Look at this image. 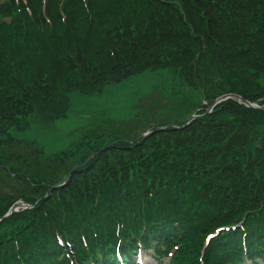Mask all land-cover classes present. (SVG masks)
Instances as JSON below:
<instances>
[{"label": "trees", "instance_id": "obj_1", "mask_svg": "<svg viewBox=\"0 0 264 264\" xmlns=\"http://www.w3.org/2000/svg\"><path fill=\"white\" fill-rule=\"evenodd\" d=\"M147 69L172 70L209 103L145 140L97 125L47 153L18 136L33 118L66 116L72 91L92 95ZM228 90L264 103V0L1 1L0 264H60L68 245L88 264L119 226H142L133 214L143 201L151 231L180 220V242L243 218L248 240L264 234V108L228 98L208 112ZM19 197L34 205L5 217ZM241 236L222 242L228 257Z\"/></svg>", "mask_w": 264, "mask_h": 264}, {"label": "rangeland", "instance_id": "obj_2", "mask_svg": "<svg viewBox=\"0 0 264 264\" xmlns=\"http://www.w3.org/2000/svg\"><path fill=\"white\" fill-rule=\"evenodd\" d=\"M163 79L168 83H165L167 88L161 85ZM169 84L178 92L177 96L170 94L173 89L169 87ZM181 93L188 94L191 99L197 97V93L191 88L180 85V80L172 71L158 73L156 70H147L136 76L125 78L122 82L108 85L101 93L92 96L80 94L77 91L72 92L67 117L59 118L55 124L48 127L38 125L35 129L17 132L22 138L37 139L48 150H59L66 146L76 137L82 125L101 124L115 131L125 129L128 131V128H135L138 133L147 124H139V119L134 115L138 107L146 110L153 109L156 117L170 116L185 106L178 105ZM128 118L130 120L127 121ZM149 123H156V119ZM144 261L147 264H157L149 257H146Z\"/></svg>", "mask_w": 264, "mask_h": 264}]
</instances>
